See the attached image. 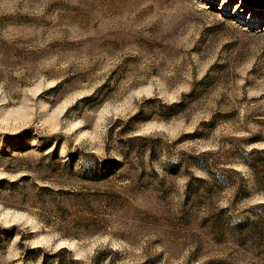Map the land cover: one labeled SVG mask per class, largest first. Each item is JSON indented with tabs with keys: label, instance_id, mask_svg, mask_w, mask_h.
<instances>
[{
	"label": "rangeland",
	"instance_id": "obj_1",
	"mask_svg": "<svg viewBox=\"0 0 264 264\" xmlns=\"http://www.w3.org/2000/svg\"><path fill=\"white\" fill-rule=\"evenodd\" d=\"M0 264H264V0H0Z\"/></svg>",
	"mask_w": 264,
	"mask_h": 264
}]
</instances>
